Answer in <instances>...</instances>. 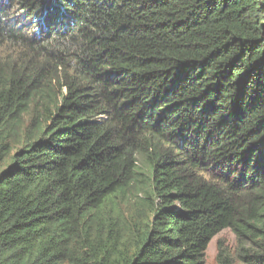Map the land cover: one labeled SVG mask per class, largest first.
I'll list each match as a JSON object with an SVG mask.
<instances>
[{
	"label": "trees",
	"instance_id": "obj_1",
	"mask_svg": "<svg viewBox=\"0 0 264 264\" xmlns=\"http://www.w3.org/2000/svg\"><path fill=\"white\" fill-rule=\"evenodd\" d=\"M226 229L264 264V0H0V264H205Z\"/></svg>",
	"mask_w": 264,
	"mask_h": 264
},
{
	"label": "rangeland",
	"instance_id": "obj_2",
	"mask_svg": "<svg viewBox=\"0 0 264 264\" xmlns=\"http://www.w3.org/2000/svg\"><path fill=\"white\" fill-rule=\"evenodd\" d=\"M15 149H16V147H14V150ZM141 166L143 167L145 165L141 164ZM144 168H146V167H144ZM143 185H145V184L142 182V185L139 184L136 187H133L129 190V192L124 196V198L122 199V202H121L123 209H125L126 211L134 212L138 208L139 209L142 208V206H140V204H141L140 201H142L141 198H142V196H144L143 192H142ZM148 215H149V211L146 209L140 211V213H139V216H144V218L147 217ZM219 240H223V243L228 248H230L233 251L235 250V247L237 244L236 235L231 230L226 229V230L222 231L221 233H219L217 236H215L212 239V241L210 242L208 249L206 251L205 264H218L217 254H218V242H219ZM234 264H244V263H242L239 260H236Z\"/></svg>",
	"mask_w": 264,
	"mask_h": 264
}]
</instances>
